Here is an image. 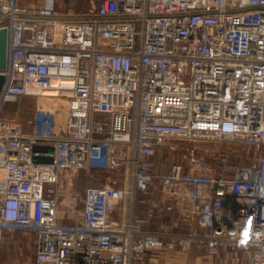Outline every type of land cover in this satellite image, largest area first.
<instances>
[{
  "label": "built area",
  "instance_id": "obj_1",
  "mask_svg": "<svg viewBox=\"0 0 264 264\" xmlns=\"http://www.w3.org/2000/svg\"><path fill=\"white\" fill-rule=\"evenodd\" d=\"M65 1L0 0V251L21 231L36 238L34 264H143L178 250L264 264V0H94L82 14ZM49 90L29 130L1 116ZM165 142L188 145L153 174ZM211 142L241 151L220 149L210 166L196 144ZM36 147L52 161H35L49 154ZM91 170L124 183L87 189L69 223L61 175Z\"/></svg>",
  "mask_w": 264,
  "mask_h": 264
},
{
  "label": "rangeland",
  "instance_id": "obj_2",
  "mask_svg": "<svg viewBox=\"0 0 264 264\" xmlns=\"http://www.w3.org/2000/svg\"><path fill=\"white\" fill-rule=\"evenodd\" d=\"M92 2H94V0H66L64 10L65 12H73L74 14H82L88 12L91 9ZM51 100L55 99H53L51 96H49V99L23 98L21 101L12 104V108L9 107V105L5 107L6 109H4L1 115L4 118L15 120L16 122L21 124L25 129L29 130L30 127L28 123L32 119L37 106L44 105L46 107H51L53 103ZM56 108L58 110V124H60L62 128L66 127L67 120L65 100H57ZM187 145L188 144L179 142H165V144L161 145V147H159L157 150L156 157L152 160V173L166 174L169 171L170 166L178 161L181 152L187 147ZM196 145H200L206 153L208 152L207 161L210 166L216 164L218 150L220 149L222 150L228 147L230 149H236L238 151H241L239 146H235L233 144L230 145L211 142ZM232 161L236 160L232 159ZM67 173H62L61 175V180L64 187L59 194V200L63 202L60 213H64L65 216H69V219H67L69 223H75L80 220V216L84 208V195L87 189L92 187L99 188L106 186L118 187L119 185H121V183H124V176L121 172L109 173L106 171L98 172L91 170L71 172L68 174ZM66 176H69L68 181L65 180ZM144 197L148 198L146 196ZM144 201L146 202L147 199H144ZM144 205L146 204H140L141 209ZM12 233L29 235L32 237L33 240L35 239L34 234H27L21 231H15ZM197 252L203 253L201 251ZM192 253L193 252H191L189 255H184L186 256L184 261H186L187 258L192 255ZM161 259H159V261H161ZM14 262H16L15 256H5L0 258V264H15Z\"/></svg>",
  "mask_w": 264,
  "mask_h": 264
},
{
  "label": "crops",
  "instance_id": "obj_3",
  "mask_svg": "<svg viewBox=\"0 0 264 264\" xmlns=\"http://www.w3.org/2000/svg\"><path fill=\"white\" fill-rule=\"evenodd\" d=\"M12 104L15 103H9L5 107L9 105V107L12 108ZM5 107L4 109H6ZM192 252V255H190L186 261H184V254L178 250L177 252L168 253L167 255L162 256V259L160 258L161 261H159V259H149L143 264H230V262L222 259L221 257L209 256L206 251L198 253L197 250H193ZM5 256H15V264H34L36 257V238L33 240L29 235L13 234L10 231H6L0 251V258Z\"/></svg>",
  "mask_w": 264,
  "mask_h": 264
},
{
  "label": "water",
  "instance_id": "obj_4",
  "mask_svg": "<svg viewBox=\"0 0 264 264\" xmlns=\"http://www.w3.org/2000/svg\"><path fill=\"white\" fill-rule=\"evenodd\" d=\"M8 65V31L6 29L0 30V92L2 91L6 77L4 73L7 70ZM45 150L48 156L39 157L37 155L34 156V160H43V161H52V149L50 147H36V151Z\"/></svg>",
  "mask_w": 264,
  "mask_h": 264
},
{
  "label": "bare ground",
  "instance_id": "obj_5",
  "mask_svg": "<svg viewBox=\"0 0 264 264\" xmlns=\"http://www.w3.org/2000/svg\"><path fill=\"white\" fill-rule=\"evenodd\" d=\"M47 96H51V97H54L55 96V92H54V90H49V91H47Z\"/></svg>",
  "mask_w": 264,
  "mask_h": 264
}]
</instances>
